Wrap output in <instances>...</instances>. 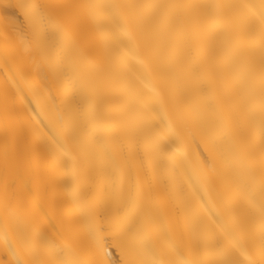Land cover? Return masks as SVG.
Listing matches in <instances>:
<instances>
[{
    "label": "bare ground",
    "instance_id": "6f19581e",
    "mask_svg": "<svg viewBox=\"0 0 264 264\" xmlns=\"http://www.w3.org/2000/svg\"><path fill=\"white\" fill-rule=\"evenodd\" d=\"M0 264H264V0H0Z\"/></svg>",
    "mask_w": 264,
    "mask_h": 264
}]
</instances>
